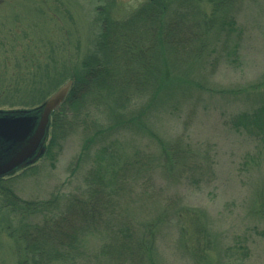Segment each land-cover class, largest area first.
<instances>
[{"label": "rangeland", "instance_id": "1", "mask_svg": "<svg viewBox=\"0 0 264 264\" xmlns=\"http://www.w3.org/2000/svg\"><path fill=\"white\" fill-rule=\"evenodd\" d=\"M144 1L117 0L116 16L128 17ZM101 4L99 0H0V62L9 60L0 78H11L13 86V80L20 78L19 90L0 88V109L18 108L12 99L4 102L9 94L15 99L18 94H34L25 87L33 89L29 81L38 77L37 69L29 72L25 59L37 64L58 60L56 68L51 64L48 69L58 78L56 72L61 70L66 77L67 71L79 67L94 48ZM235 21L242 35L234 55L228 54L230 43L226 45L221 35L218 41L211 39L201 59L186 66L172 56V64L168 63L165 50L171 84L159 76L163 84L157 85L151 104L146 105L144 98L126 110L107 105L100 113L89 111L84 129L63 139L52 155L36 163L35 170L24 174L19 170L12 176L10 186L16 194L31 201L66 194L80 183L94 158L100 161L99 168L109 162L110 170L128 168L126 175L151 159L152 174L148 171L150 176L140 183L126 184L119 191L117 216L107 218L111 227H105L112 232V225L128 218L134 223L142 240L136 234L129 242L135 245L138 240L144 252V261L139 254L133 258L136 264H228L227 253L231 259L244 255L241 246L247 251L246 264H264V133L260 131L264 127L236 126L240 115L264 106V0H241ZM16 60L23 64L19 70ZM45 88L44 92L54 90L51 85ZM139 111L142 116H136ZM94 118L101 123L94 125L96 137V130L89 128ZM92 138L95 148L92 144L85 149ZM103 145L110 153L99 160L96 150ZM2 201L0 196V207ZM19 217L0 210V264H17L21 259L15 240ZM105 235L89 237L82 254H98ZM93 257L85 264H122L110 256L99 254L96 261ZM123 264L133 263L128 258Z\"/></svg>", "mask_w": 264, "mask_h": 264}, {"label": "trees", "instance_id": "2", "mask_svg": "<svg viewBox=\"0 0 264 264\" xmlns=\"http://www.w3.org/2000/svg\"><path fill=\"white\" fill-rule=\"evenodd\" d=\"M99 1L104 2L97 8L100 30L94 35V48L82 58L79 67L74 66L77 69L67 71L69 76L66 77H62L63 71L56 72V75L60 74L61 78H58L48 71L51 64L54 68L60 64L57 63L58 60L49 58L48 64H37L25 59L24 61L28 62L23 61V63L28 65L29 72H32L30 68L37 69L38 77H33L29 81L31 85L33 84V89L28 85L27 88L25 87L34 94L30 97V92L22 93L21 96L18 93L16 96L14 93L19 97L18 99L9 94L4 101L9 103L7 100L12 99V103H16L18 108L31 109L41 105L60 83L73 80L66 98L51 115L44 153L36 162L23 168L21 174L27 170H35L39 160L52 155L54 148L60 147L63 139L76 134L81 128L84 129L87 117L90 118L91 113L99 111L102 107L108 105L113 110H126L132 104L138 105L144 98L147 99L146 105L151 104L158 93L154 92L157 85L163 84L159 76L166 79L168 85L171 84L168 76L170 72L165 70L167 69L166 59L163 57L165 50L169 54L168 63L172 64L173 61L170 60L172 56L174 61L186 66L193 60L201 59L202 51L209 48L211 39L218 41L220 35L226 45L230 43L229 48H224L226 53L227 48L230 49L229 55H234L239 47L242 30L237 27L235 18L241 0H145L124 19L116 16L117 0ZM212 51L210 49V53ZM7 58L0 62V71L7 70L9 65ZM16 63L19 70V64L22 62L16 60ZM162 74H166L167 77ZM0 79H2L0 88L13 86L11 78H7L6 75ZM19 79L13 80L12 91L19 90ZM50 85L54 90L48 89L49 92H44L45 87ZM136 116H142L140 111ZM96 119L91 120L93 123H90L89 128L101 127L100 121L97 123L94 121ZM237 125H244L246 128L256 126L262 129L264 106L251 114L240 115ZM94 130L96 133L93 137H96L97 127ZM260 131L264 133V129ZM94 139L88 140V145H84L85 149H89L92 144L95 148ZM96 151H99L97 154L99 160H104L103 155L110 153L105 145ZM148 157L151 158L152 155L149 154ZM150 160H146L133 176L134 173L126 175L128 171L126 167L110 170V162L107 167L99 168L100 161L96 162L94 158L74 189L66 194L54 193L48 199L40 201L25 200L17 195L10 186L14 180L13 175L0 178V196L3 200L0 210H8L10 217L11 214L20 215L18 221L21 225L16 235L18 238L15 240L21 259L17 264H78L79 262L85 264L87 261L91 263V256H94L93 259L96 261V256L98 257L99 254L102 257L119 259L122 264L128 258L136 264L133 258L135 259L137 254L143 260V246L138 240L135 245L129 242V237L136 234L142 240V236L135 230V225L129 221V218L122 223L112 225V232H107L106 228L111 227V221L107 218L112 215L117 216L115 201L119 191L126 184L140 183L144 177L150 176L149 172L152 174ZM169 163L172 164L173 160L170 159ZM179 163L180 160L175 161L176 166ZM35 216L38 218L36 221L32 219ZM6 227L9 230L11 225L8 224ZM99 232L106 234V238H103L102 250L98 254L96 252L85 257L82 253L87 240ZM10 233L12 235L13 232ZM241 248L244 250V255L240 258L231 259V254H226L228 264L237 262L246 264L247 251L243 246Z\"/></svg>", "mask_w": 264, "mask_h": 264}, {"label": "water", "instance_id": "3", "mask_svg": "<svg viewBox=\"0 0 264 264\" xmlns=\"http://www.w3.org/2000/svg\"><path fill=\"white\" fill-rule=\"evenodd\" d=\"M72 84L69 79L37 107L0 109V177L14 174L44 153L51 115Z\"/></svg>", "mask_w": 264, "mask_h": 264}]
</instances>
